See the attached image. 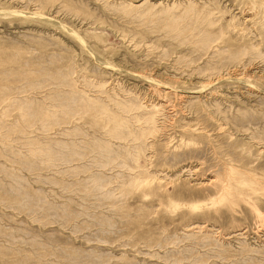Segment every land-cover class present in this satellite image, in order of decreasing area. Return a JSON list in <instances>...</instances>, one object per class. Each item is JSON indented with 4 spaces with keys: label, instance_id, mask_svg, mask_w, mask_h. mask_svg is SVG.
<instances>
[{
    "label": "rangeland",
    "instance_id": "1",
    "mask_svg": "<svg viewBox=\"0 0 264 264\" xmlns=\"http://www.w3.org/2000/svg\"><path fill=\"white\" fill-rule=\"evenodd\" d=\"M263 1L0 0V264H264Z\"/></svg>",
    "mask_w": 264,
    "mask_h": 264
},
{
    "label": "bare ground",
    "instance_id": "2",
    "mask_svg": "<svg viewBox=\"0 0 264 264\" xmlns=\"http://www.w3.org/2000/svg\"><path fill=\"white\" fill-rule=\"evenodd\" d=\"M264 2V1H263ZM63 25V24H62ZM248 72V71H247ZM136 76V75H135Z\"/></svg>",
    "mask_w": 264,
    "mask_h": 264
}]
</instances>
